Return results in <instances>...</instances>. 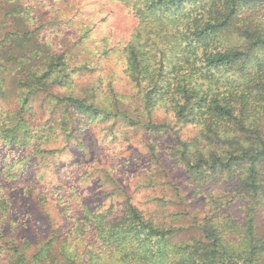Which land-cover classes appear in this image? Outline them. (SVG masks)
Returning <instances> with one entry per match:
<instances>
[{
    "label": "rangeland",
    "instance_id": "374dc122",
    "mask_svg": "<svg viewBox=\"0 0 264 264\" xmlns=\"http://www.w3.org/2000/svg\"><path fill=\"white\" fill-rule=\"evenodd\" d=\"M16 6L25 13L7 17ZM144 6L143 0H0V43L8 32H29L43 57L50 53L64 62L25 113L38 140L21 147L0 138V194L9 205L0 212V264L8 263L7 242L13 240L29 242V256L53 240L62 261L70 256L76 264H99L88 256L97 235L87 213L109 211L119 219L127 203L158 227L180 229L174 243L201 238L206 201L194 194L184 168L167 156L178 140L195 138L198 126L178 122L166 98L152 110L154 124L161 127L155 135L115 116L119 110L135 122L148 120L143 88L128 73L132 44L141 51L149 76L164 67L165 80L174 85L192 70L187 57L171 52L176 33L169 34L172 28L158 16L141 17ZM2 64L9 71L0 122L21 109L27 92L18 81L24 78L18 75L20 65ZM43 64L38 57L30 67L42 73ZM198 85L205 89L201 81ZM53 96L93 101L112 115L87 120L69 114ZM72 120L82 123L68 142L66 126Z\"/></svg>",
    "mask_w": 264,
    "mask_h": 264
},
{
    "label": "trees",
    "instance_id": "16d2710c",
    "mask_svg": "<svg viewBox=\"0 0 264 264\" xmlns=\"http://www.w3.org/2000/svg\"><path fill=\"white\" fill-rule=\"evenodd\" d=\"M143 1L141 17L158 16L167 23L164 26L172 28L169 34L176 36L171 52L187 57L192 70L174 85L165 80L164 67L149 76L140 60L141 51L132 44L128 73L143 88V114L148 120L135 122L119 110L115 116L128 119L132 126L141 124L155 135L161 127L154 124L152 110L166 98L178 122L198 126L195 138L178 140L167 156L184 168L208 212L200 226L201 238L182 243L173 242L180 229L158 227L131 203L119 219L109 211L88 212L86 220L97 235L88 256L99 264H264V0ZM20 13L24 9L16 6L6 16L17 18ZM180 24L187 27L183 30ZM35 46L33 35L22 30L8 32L0 43V99L6 94L9 71L2 61L20 65L18 75L24 78H17L22 90L27 89L20 99L21 109L1 120L0 138L21 147L38 140L25 119L28 106L49 89L51 76L64 65L61 56L48 53L43 57ZM159 53L166 58L164 50ZM38 57L44 61L42 73L30 67ZM199 81L205 89L199 88ZM53 98L69 114L74 111L87 120L112 115L93 101ZM81 123L72 120L66 126L68 142ZM8 209L0 194V212ZM7 244V264H76L70 256L64 261L57 256L53 240L33 256L28 254L31 247L26 240Z\"/></svg>",
    "mask_w": 264,
    "mask_h": 264
}]
</instances>
